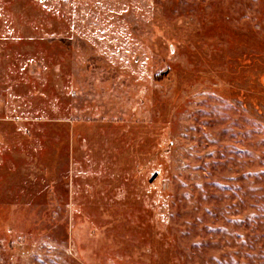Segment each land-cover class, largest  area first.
<instances>
[{"label": "rangeland", "instance_id": "374dc122", "mask_svg": "<svg viewBox=\"0 0 264 264\" xmlns=\"http://www.w3.org/2000/svg\"><path fill=\"white\" fill-rule=\"evenodd\" d=\"M0 264H264V0H0Z\"/></svg>", "mask_w": 264, "mask_h": 264}]
</instances>
